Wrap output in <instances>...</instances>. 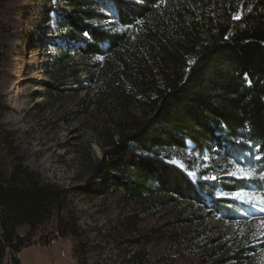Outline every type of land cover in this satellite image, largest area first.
I'll return each instance as SVG.
<instances>
[{
  "label": "trees",
  "instance_id": "trees-1",
  "mask_svg": "<svg viewBox=\"0 0 264 264\" xmlns=\"http://www.w3.org/2000/svg\"><path fill=\"white\" fill-rule=\"evenodd\" d=\"M6 2L0 0V17ZM55 2L60 7L53 22L66 51L103 58L121 94L119 105L137 108L139 116L126 113L115 123L117 139L94 169L108 179L92 190L43 183L23 166L10 134L0 127V153L14 157L9 175L0 161V264H21V249L32 246L52 220L57 240H77L68 203L73 192L97 196L112 190L130 200L163 195L170 203L227 219L249 209L216 193L264 192V0ZM188 143L199 155L215 152L255 169L254 178L193 180L157 152L183 151ZM23 226L28 231L21 236ZM73 254L77 264H86L80 244Z\"/></svg>",
  "mask_w": 264,
  "mask_h": 264
},
{
  "label": "rangeland",
  "instance_id": "rangeland-1",
  "mask_svg": "<svg viewBox=\"0 0 264 264\" xmlns=\"http://www.w3.org/2000/svg\"><path fill=\"white\" fill-rule=\"evenodd\" d=\"M59 7L55 0L6 2L0 17V127L10 134L23 166L43 183L92 190L108 179L94 169L117 139L115 123L139 112L119 105L121 94L103 69V58L82 56L76 48L66 51L53 22ZM129 34L135 41V30ZM157 152L193 180L238 179L227 173L240 165L215 152L199 155L189 143L183 151ZM0 161L9 175L14 157L1 152ZM218 193L217 198L241 202ZM68 203L79 238L57 240L52 220L32 246L21 249V264H77L78 244L86 264H138L137 255L144 256L143 264H264L259 207L246 204L249 209L227 219L170 203L168 196L130 200L112 190L97 196L73 192ZM27 231L18 228L21 236ZM43 238L55 241L46 246Z\"/></svg>",
  "mask_w": 264,
  "mask_h": 264
},
{
  "label": "snow or ice",
  "instance_id": "snow-or-ice-1",
  "mask_svg": "<svg viewBox=\"0 0 264 264\" xmlns=\"http://www.w3.org/2000/svg\"><path fill=\"white\" fill-rule=\"evenodd\" d=\"M238 18V17H235ZM256 159H260L259 156ZM230 176L236 177L242 180H249L254 177L255 169H245L240 166L227 173ZM215 179V177H213ZM260 179L264 180V173L261 174ZM218 195L227 196L233 199L240 200L242 203L249 205L250 207L257 208L259 207L261 211H264V195H257L250 192H232V193H218ZM264 226V221L260 222ZM264 234V233H262Z\"/></svg>",
  "mask_w": 264,
  "mask_h": 264
},
{
  "label": "built area",
  "instance_id": "built-area-1",
  "mask_svg": "<svg viewBox=\"0 0 264 264\" xmlns=\"http://www.w3.org/2000/svg\"><path fill=\"white\" fill-rule=\"evenodd\" d=\"M41 242H42L43 245H46V244H48V243H49V244H50V243H51V244L53 243L52 240H51V241H48V240L45 239V238H43V239L41 240Z\"/></svg>",
  "mask_w": 264,
  "mask_h": 264
}]
</instances>
